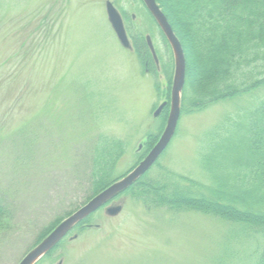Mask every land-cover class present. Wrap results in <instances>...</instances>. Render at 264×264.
Listing matches in <instances>:
<instances>
[{"label":"rangeland","instance_id":"rangeland-1","mask_svg":"<svg viewBox=\"0 0 264 264\" xmlns=\"http://www.w3.org/2000/svg\"><path fill=\"white\" fill-rule=\"evenodd\" d=\"M106 2L120 14L130 45V33L150 38L156 74L132 45L119 43ZM160 34L137 0H0V202L7 213L0 222V264H20L42 229L90 201L89 160L100 138L123 143L112 173L118 179L158 142L174 75L173 52ZM168 63L169 86L161 71ZM242 100L191 113L180 108L150 175L168 171L207 184L201 155L215 128L250 106ZM148 135L156 137L149 149ZM117 206L118 214L106 212ZM76 227L38 264H216L230 230L206 215L147 211L124 193Z\"/></svg>","mask_w":264,"mask_h":264},{"label":"trees","instance_id":"trees-1","mask_svg":"<svg viewBox=\"0 0 264 264\" xmlns=\"http://www.w3.org/2000/svg\"><path fill=\"white\" fill-rule=\"evenodd\" d=\"M155 2L184 53L181 111L198 112L226 100L242 102L243 98L250 106L238 107L222 126L213 129L200 158L207 184L168 171L153 177L149 170L119 194H130L147 211L191 212L228 224L225 247L216 264H264V0ZM160 35L166 44L162 32ZM130 39L141 63L156 74L142 35L130 33ZM168 65L161 66L167 86L173 70V65ZM155 140V136H147L148 149ZM123 154L121 140L99 139L89 160L87 183L92 197L119 178H113L112 173ZM5 215L0 202V222ZM90 216L76 226L86 225ZM58 222L42 229L37 243Z\"/></svg>","mask_w":264,"mask_h":264},{"label":"water","instance_id":"water-1","mask_svg":"<svg viewBox=\"0 0 264 264\" xmlns=\"http://www.w3.org/2000/svg\"><path fill=\"white\" fill-rule=\"evenodd\" d=\"M152 16L160 31L164 35L167 43L169 44L173 56H174V75L171 87V99H170V112L168 115L165 129L159 138L158 142L145 156V158L139 162V164L129 172L125 177L114 181L111 185L106 187L100 193L93 196L87 204L70 215L67 219L61 221L44 239H42L36 247L28 253L20 262V264H37L43 257L47 255L63 238H65L81 221L88 216L96 212L109 200L114 198L117 194L121 193L129 186H131L140 176L144 175L149 168L155 163L160 154L167 147L170 139L174 134L176 123L180 117V94L185 82V58L181 47V44L174 34L167 18L159 8L155 0H141ZM106 14L108 21L115 33V36L119 43L124 48H130V42L128 40L125 28L121 16L113 7L110 2L105 3ZM146 43L149 51L157 63L154 48L152 46L150 38L146 37ZM161 109V108H160ZM160 111V110H159ZM121 208L110 207L106 212L114 216L120 212ZM57 264H62L58 262Z\"/></svg>","mask_w":264,"mask_h":264}]
</instances>
